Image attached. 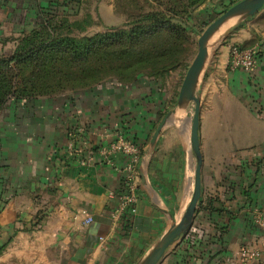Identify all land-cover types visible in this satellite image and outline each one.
I'll use <instances>...</instances> for the list:
<instances>
[{
	"label": "crops",
	"instance_id": "obj_1",
	"mask_svg": "<svg viewBox=\"0 0 264 264\" xmlns=\"http://www.w3.org/2000/svg\"><path fill=\"white\" fill-rule=\"evenodd\" d=\"M41 1L61 14L84 2ZM215 1L196 8L189 24ZM92 2L101 17L102 8L117 16L115 0ZM231 42L258 47L252 73L229 68ZM168 79L108 82L0 112V264L143 262L194 189V103L178 104L183 79ZM196 93L202 195L190 228L158 264H259L239 249L264 238L255 222L264 212V32H234L207 61ZM120 138L141 149L135 213L124 206L129 157L111 152Z\"/></svg>",
	"mask_w": 264,
	"mask_h": 264
},
{
	"label": "trees",
	"instance_id": "obj_2",
	"mask_svg": "<svg viewBox=\"0 0 264 264\" xmlns=\"http://www.w3.org/2000/svg\"><path fill=\"white\" fill-rule=\"evenodd\" d=\"M83 1V5L91 2ZM207 1L116 0L117 12L126 15L128 21L114 35L96 33L76 36L72 33L75 23L70 22V13L61 14L57 8L49 7L50 10L46 11L44 20L37 27L20 34L13 53L0 57V109L11 97H34L38 91L61 88L57 83L40 86L34 80L43 75H57L66 62H83L87 66L93 64L100 49L114 48L109 38L123 45L116 48L126 62L135 59L127 68L135 71L143 69L142 72L147 73L148 77L164 81L177 68H187L191 50L187 46L190 42L189 21L193 18L194 10ZM87 17L89 24L94 23L91 14H87ZM136 64L139 67L134 69ZM137 76L122 83H133ZM22 79L32 83L29 87H21ZM5 247L6 244L0 248V253Z\"/></svg>",
	"mask_w": 264,
	"mask_h": 264
},
{
	"label": "rangeland",
	"instance_id": "obj_3",
	"mask_svg": "<svg viewBox=\"0 0 264 264\" xmlns=\"http://www.w3.org/2000/svg\"><path fill=\"white\" fill-rule=\"evenodd\" d=\"M92 1L89 2V4L87 3L82 7H79L78 9L73 8L70 10L69 20L71 23H75V26L72 27V33L74 35L82 36L93 35L96 33H112L114 35V33H117L118 30L125 27L124 24L128 21L126 15L118 13L116 8H114L115 14L117 15L114 16L111 12L102 8L101 17L99 7H94ZM239 1L241 0H216L211 7L204 10V12H199L197 14V18L192 21L191 25H188L190 27V42L187 43V46L191 48V50L189 49L190 56L187 62L189 64L186 69L184 67L177 68L166 77V79L169 78L168 80L170 85L177 79L178 81L184 79L188 67L198 52L199 37L207 26L228 8ZM27 3L32 4L27 5ZM45 4L46 3L41 0H39V2H35V0L33 2L32 0H0V57L8 56L13 53L18 43L17 38L21 37L17 32L20 30L23 32H29L33 28L37 27L39 22L44 20L43 17H45L46 11L50 10ZM87 14L92 15L94 23L89 24ZM245 26H249L253 30L259 31V33H263L264 7L254 15H243L239 18L233 17L228 19L222 25L220 30L222 33L219 38L209 44V55L207 61L210 59L215 50L219 49L229 40L230 36L234 32ZM109 40H111V46L114 48L100 49V52L96 56L93 64L87 66L83 62H66L65 64H62L57 75H53L51 77L43 75L42 77L40 76L34 80V82L40 86H46L47 84L54 85V83H57V86H62L61 88L48 92L38 91L34 94L36 95L34 97L20 96L21 98L19 99L11 97L0 109V112L14 101L16 103L23 100L31 101L43 97H56L58 95L85 91L103 83H122L123 81H130L137 75V80L141 77L149 76L147 73L142 72L143 69L135 71L132 70V68H127V65L132 62L134 63L135 59H130L126 62L125 59H123V56L117 52L118 49L116 48H120L123 45L117 41H113L111 38H109ZM211 44L212 46H210ZM137 67L139 66L136 64L134 69ZM148 78L151 79V77ZM21 83V87H29V84L32 82L23 80Z\"/></svg>",
	"mask_w": 264,
	"mask_h": 264
},
{
	"label": "water",
	"instance_id": "obj_4",
	"mask_svg": "<svg viewBox=\"0 0 264 264\" xmlns=\"http://www.w3.org/2000/svg\"><path fill=\"white\" fill-rule=\"evenodd\" d=\"M264 7V0H241L225 12H223L218 18L211 22L204 32L201 34L198 40V52L193 59L192 63L188 67L186 75L183 79L181 89L178 96V104H184L185 102L194 103V112L192 117V148L197 157V163L195 167L194 177V189L191 195L189 204L181 217V219L175 222L172 227L163 234V236L152 247L149 253L144 258L141 264H158L166 250L182 235H184L190 228L195 213L197 211L198 203L202 195V182H201V166L202 156L200 150V137H199V123H200V109L201 100L198 97L196 90L199 85L201 76L206 67L209 44L212 36L229 18L234 16L254 15L260 9ZM171 113H168L160 122L157 127L152 143H155L158 135L160 134L163 126L168 120Z\"/></svg>",
	"mask_w": 264,
	"mask_h": 264
},
{
	"label": "built area",
	"instance_id": "obj_5",
	"mask_svg": "<svg viewBox=\"0 0 264 264\" xmlns=\"http://www.w3.org/2000/svg\"><path fill=\"white\" fill-rule=\"evenodd\" d=\"M229 46V68L232 70L240 69L247 73H252L259 59L258 47H245L236 42H231ZM116 151L126 153L129 157L124 168L126 171L125 185L127 189L124 195V206L130 208V210L135 213L137 211L135 206L137 202V192L132 181L137 172L141 149L135 143L120 138L117 142L113 143L111 147L112 153ZM106 153H108V151ZM91 220L92 218L88 217L87 221ZM255 222L264 229V212H260L256 215ZM239 257L245 261H255L259 264H264V238L257 244L241 246L239 249Z\"/></svg>",
	"mask_w": 264,
	"mask_h": 264
},
{
	"label": "bare ground",
	"instance_id": "obj_6",
	"mask_svg": "<svg viewBox=\"0 0 264 264\" xmlns=\"http://www.w3.org/2000/svg\"><path fill=\"white\" fill-rule=\"evenodd\" d=\"M234 17H236V18H239V16H234ZM231 18H233V17H231ZM230 19V18H229ZM224 27V26H223ZM226 27V26H225ZM221 28H222V25H221V27L215 32V34L212 36V38H211V40H210V43L211 42H214L217 38H219V36L221 35ZM224 31V30H223ZM210 46H212V44L210 45Z\"/></svg>",
	"mask_w": 264,
	"mask_h": 264
}]
</instances>
